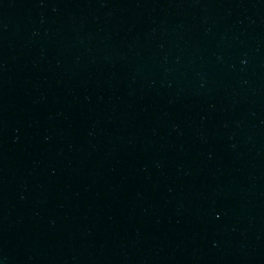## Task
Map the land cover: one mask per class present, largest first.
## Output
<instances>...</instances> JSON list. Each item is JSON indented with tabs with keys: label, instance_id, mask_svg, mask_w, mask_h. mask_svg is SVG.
Here are the masks:
<instances>
[{
	"label": "water",
	"instance_id": "obj_1",
	"mask_svg": "<svg viewBox=\"0 0 264 264\" xmlns=\"http://www.w3.org/2000/svg\"><path fill=\"white\" fill-rule=\"evenodd\" d=\"M0 264H182L99 169L1 77Z\"/></svg>",
	"mask_w": 264,
	"mask_h": 264
}]
</instances>
